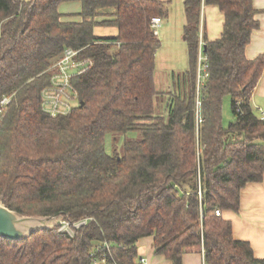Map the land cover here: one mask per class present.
<instances>
[{"label":"trees","instance_id":"trees-1","mask_svg":"<svg viewBox=\"0 0 264 264\" xmlns=\"http://www.w3.org/2000/svg\"><path fill=\"white\" fill-rule=\"evenodd\" d=\"M188 66L156 114L151 20H165L170 1L0 0V99L11 102L0 125V196L24 216L62 214L92 219L70 237L41 230L25 240L0 238V264H93L110 244L118 264L137 262V242L153 237L154 254L182 264L186 248L202 246L205 264H264L248 242L233 238L215 211L237 212L240 192L264 176V119L250 97L264 70V54L245 57L258 28L252 0H182ZM81 11L63 15L62 3ZM202 5L223 15L217 40H205L209 79L196 121V69ZM112 9L111 21H97ZM72 16L78 21L67 20ZM113 26L114 37L94 35ZM79 50L92 67L74 78L79 105L50 118L40 107L53 65L64 49ZM231 98L224 128L222 97ZM136 132L112 154L115 141Z\"/></svg>","mask_w":264,"mask_h":264},{"label":"crops","instance_id":"crops-1","mask_svg":"<svg viewBox=\"0 0 264 264\" xmlns=\"http://www.w3.org/2000/svg\"><path fill=\"white\" fill-rule=\"evenodd\" d=\"M160 2L170 1L169 15L161 20L157 30L160 44H166L168 48L182 46L186 43L183 37V25L185 23L182 0H156ZM73 10L59 13L63 15H76L81 11V4ZM63 4V3H62ZM72 6V5H69ZM171 6H174L172 9ZM252 6L257 11L255 19L258 21V28L252 33L250 43L245 49V57L253 59L264 54V0H252ZM175 10V12H173ZM112 9H103L97 21H111ZM67 20L78 21V17L72 16ZM223 27V15L214 6L202 5L200 18L199 43L204 44L205 40H217ZM94 35L98 37H114L117 29L113 26H96ZM250 105L254 110H264V70L250 97ZM221 217L231 223L233 238L238 241L248 242L253 255L257 259H264V176L260 182L248 183L240 192L239 209L237 212L223 211ZM137 262L143 259L142 264H171L163 256L154 254L153 237H145L137 242ZM141 264V263H140ZM182 264H205L202 246L186 248L182 256Z\"/></svg>","mask_w":264,"mask_h":264},{"label":"built area","instance_id":"built-area-1","mask_svg":"<svg viewBox=\"0 0 264 264\" xmlns=\"http://www.w3.org/2000/svg\"><path fill=\"white\" fill-rule=\"evenodd\" d=\"M161 20L159 18H153L151 20V29L153 33L157 35V30L160 26ZM204 44L198 45L197 54V69H196V94H197V123L201 122L199 117V105L198 99L201 97V93L205 88V84L209 79V66L206 56L203 52ZM80 51L73 50L71 48L64 49L61 57L53 65V74L50 78L49 85L46 86L40 94V107L44 114L50 118H56L59 116H65L69 114L74 108L79 105V98L72 83V80L92 67V61L90 59H80ZM201 67L200 69L198 67ZM202 90V91H201ZM11 102L10 97H2L0 99V125L5 117L8 106ZM260 110V109H258ZM260 120L264 119V113L260 112L258 115ZM216 216H220L219 210L215 211ZM92 219H82L80 221L71 223L63 218L59 224L58 232L65 233L70 237L73 235L74 230H78L86 226ZM96 257L93 264H118V262L111 255L110 244L103 243L99 248L95 249L92 253V257ZM143 259L140 260L142 264Z\"/></svg>","mask_w":264,"mask_h":264},{"label":"rangeland","instance_id":"rangeland-1","mask_svg":"<svg viewBox=\"0 0 264 264\" xmlns=\"http://www.w3.org/2000/svg\"><path fill=\"white\" fill-rule=\"evenodd\" d=\"M74 5H76V3H63L59 7V10L62 12H67L68 10H73L75 7H77ZM171 7L172 9L174 8V6ZM173 12H175V10H173ZM182 44L184 47L178 46L175 47V49H171L168 48L166 44L161 43L155 54L154 84L156 91L162 93L154 98L155 111L158 115H165V106L167 99L170 97V93H174L177 90V86L179 84L182 85L183 83V75L188 66V58L185 44ZM198 68L200 69L201 67L199 66ZM195 99L197 103V94H195ZM255 112L256 115H259L260 112L264 113V110L256 109ZM221 118L224 128H226L232 121L233 116L231 110V98L229 95H224L222 97ZM133 138H137L136 132H130L125 135H121L114 143L112 136L107 134L105 136V150L108 154H112L114 145V147H116V149L119 151L125 141Z\"/></svg>","mask_w":264,"mask_h":264},{"label":"water","instance_id":"water-1","mask_svg":"<svg viewBox=\"0 0 264 264\" xmlns=\"http://www.w3.org/2000/svg\"><path fill=\"white\" fill-rule=\"evenodd\" d=\"M82 106V103H80ZM64 216H24L9 210L0 196V238L7 240H25L41 230L52 231L58 227Z\"/></svg>","mask_w":264,"mask_h":264}]
</instances>
